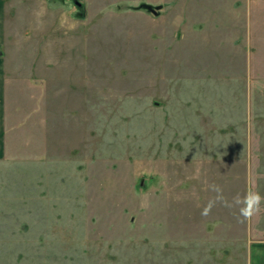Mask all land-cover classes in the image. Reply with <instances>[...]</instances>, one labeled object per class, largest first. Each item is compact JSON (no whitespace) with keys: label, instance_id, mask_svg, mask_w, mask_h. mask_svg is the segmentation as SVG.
I'll return each mask as SVG.
<instances>
[{"label":"rangeland","instance_id":"374dc122","mask_svg":"<svg viewBox=\"0 0 264 264\" xmlns=\"http://www.w3.org/2000/svg\"><path fill=\"white\" fill-rule=\"evenodd\" d=\"M38 1L8 0L0 264H248L264 203L201 212L264 196V0Z\"/></svg>","mask_w":264,"mask_h":264},{"label":"crops","instance_id":"0c3cea01","mask_svg":"<svg viewBox=\"0 0 264 264\" xmlns=\"http://www.w3.org/2000/svg\"><path fill=\"white\" fill-rule=\"evenodd\" d=\"M8 4V0H0V162L8 157L7 124L8 86L10 83V77L9 69L7 67V58L3 56L9 37L7 11ZM190 19L188 18L186 20ZM0 260H4V258H0ZM248 264H264V241L251 243L250 248L248 249Z\"/></svg>","mask_w":264,"mask_h":264},{"label":"clouds","instance_id":"9594fccd","mask_svg":"<svg viewBox=\"0 0 264 264\" xmlns=\"http://www.w3.org/2000/svg\"><path fill=\"white\" fill-rule=\"evenodd\" d=\"M213 190L220 193L215 199L210 200L209 203L203 208L201 215L207 216L211 213L212 208L217 204L221 203L223 206L232 208L239 207V215L244 220L250 219L253 215L260 211L261 204L264 203V196H261L258 192H249L243 198L235 197L229 202L223 195L222 190L219 186L213 185Z\"/></svg>","mask_w":264,"mask_h":264},{"label":"water","instance_id":"95a60500","mask_svg":"<svg viewBox=\"0 0 264 264\" xmlns=\"http://www.w3.org/2000/svg\"><path fill=\"white\" fill-rule=\"evenodd\" d=\"M77 5L80 6L81 4L77 2ZM154 13H156V12H154Z\"/></svg>","mask_w":264,"mask_h":264}]
</instances>
